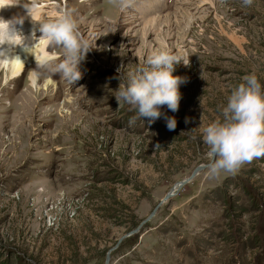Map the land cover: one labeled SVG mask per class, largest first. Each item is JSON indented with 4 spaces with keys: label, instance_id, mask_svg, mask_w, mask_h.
<instances>
[{
    "label": "rangeland",
    "instance_id": "rangeland-1",
    "mask_svg": "<svg viewBox=\"0 0 264 264\" xmlns=\"http://www.w3.org/2000/svg\"><path fill=\"white\" fill-rule=\"evenodd\" d=\"M39 4L47 19L74 10L92 49L72 85L52 73L34 85V64L4 92L0 264H105L108 253L109 264H264V157L235 175L205 168L159 205L211 161L203 129L223 120L244 77L264 88V0ZM161 50L189 58L173 72L187 79L178 111L161 108L177 121L171 131L115 97Z\"/></svg>",
    "mask_w": 264,
    "mask_h": 264
},
{
    "label": "clouds",
    "instance_id": "clouds-1",
    "mask_svg": "<svg viewBox=\"0 0 264 264\" xmlns=\"http://www.w3.org/2000/svg\"><path fill=\"white\" fill-rule=\"evenodd\" d=\"M20 3L21 0H0V11ZM109 3L124 11L133 0H109ZM242 3L250 7L254 0H242ZM38 6L39 0L23 3L27 16L38 25L30 36H25L21 30L23 17L6 20L0 16V68L12 61L24 63L23 53L25 58L31 55L35 59L38 71L33 72L34 85L45 73L59 74L72 85L82 78L79 65L92 47L79 31L74 10L64 7L53 19L35 18L33 13ZM38 45L39 53L36 52ZM51 47L62 49L63 57L58 59L49 54L46 49ZM181 62L187 66L189 58L170 50L153 52L145 60L146 66L131 75L126 85H120L115 95L118 104H127L140 118H149V123L163 116L167 128L174 130L175 117L163 113L161 108L166 105L172 112L178 111L179 86L187 79L174 76L173 72ZM221 111L223 120L211 123L202 133L212 161L207 166L211 177L221 173L235 175L244 165L264 157V88L255 74L244 77V82L232 91Z\"/></svg>",
    "mask_w": 264,
    "mask_h": 264
},
{
    "label": "bare ground",
    "instance_id": "bare-ground-1",
    "mask_svg": "<svg viewBox=\"0 0 264 264\" xmlns=\"http://www.w3.org/2000/svg\"><path fill=\"white\" fill-rule=\"evenodd\" d=\"M210 1V0H209ZM24 0H21L20 4H17L15 6L6 8L2 11H0V16H2L4 19L9 20L13 19L15 17H23L24 18V23L22 25V32L24 33L25 36H30L31 32L33 31L34 28H38V25H34L32 22L31 18L27 16L26 9L23 7ZM45 4V3H44ZM44 4L40 5L35 9L33 15L35 18H39L41 16H45L48 12L41 8ZM46 5V4H45ZM153 20H148V23H151L154 21ZM156 22V20H155ZM157 25V24H156ZM21 27L18 25V28ZM39 31H36V36L38 37ZM48 52V49H46ZM36 52L39 53V45L36 48ZM50 54V53H49ZM21 59L24 60V63H21L19 61H12L11 63L5 64L3 68H0V104L4 102V92L6 88H8L9 85L11 84H17L20 79L23 71L27 68V66H33L35 64V59L33 56L28 55L25 58V55L21 53ZM36 93H37V88H36ZM11 105V104H10ZM7 108H10L7 107ZM5 108V110L7 109ZM4 110V111H5ZM3 117L0 116V122L2 121ZM23 125V123H22ZM4 135V134H3ZM3 138H2V133L0 131V142L2 143Z\"/></svg>",
    "mask_w": 264,
    "mask_h": 264
},
{
    "label": "water",
    "instance_id": "water-1",
    "mask_svg": "<svg viewBox=\"0 0 264 264\" xmlns=\"http://www.w3.org/2000/svg\"><path fill=\"white\" fill-rule=\"evenodd\" d=\"M212 161H210L207 164H201L198 165L197 167H195V169L193 170V172L191 173V175L185 179L180 180L178 183H176L172 189L167 193V195L165 196V198L159 203V205H161L165 200L169 199L170 197H172L173 195H175L177 193V191L184 186L185 184L189 183L200 171L204 170L205 168H208L207 166L211 163ZM158 208H155L152 213L150 214L149 217H152V215L155 214L156 210ZM136 231V230H135ZM124 238L121 237L119 239V241L117 242V245L123 240ZM109 259H110V254H107V258L105 261V264H109Z\"/></svg>",
    "mask_w": 264,
    "mask_h": 264
}]
</instances>
